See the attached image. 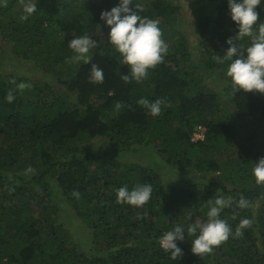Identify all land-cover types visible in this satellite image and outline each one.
Listing matches in <instances>:
<instances>
[{"label":"trees","instance_id":"trees-1","mask_svg":"<svg viewBox=\"0 0 264 264\" xmlns=\"http://www.w3.org/2000/svg\"><path fill=\"white\" fill-rule=\"evenodd\" d=\"M32 2L25 20L24 0H0V50L11 44L20 62H33L31 74L17 61L18 70L0 69V264H264V184L252 173L264 157V93H234L231 61L217 59L238 31L228 0H133L168 44L140 81L100 19L120 0ZM185 9L192 29L183 27ZM257 10L259 23L264 3ZM83 35L98 43L89 63L73 61L68 47ZM237 43L243 51L251 38ZM93 64L102 83L90 81ZM141 98L162 100L161 113ZM199 126L204 138L194 140ZM137 184L153 187L146 205L117 202V189ZM217 196L233 199L220 213L233 233L244 218L250 225L203 256L189 235L174 259L160 237L206 221ZM241 197L248 207H238ZM87 223L84 248L69 232Z\"/></svg>","mask_w":264,"mask_h":264},{"label":"clouds","instance_id":"clouds-1","mask_svg":"<svg viewBox=\"0 0 264 264\" xmlns=\"http://www.w3.org/2000/svg\"><path fill=\"white\" fill-rule=\"evenodd\" d=\"M264 0H228L229 13L232 21L238 29L234 37L229 38L230 45L223 57L217 56L220 62L231 61L228 65L227 76L231 78L233 92L258 91L264 93V20H259L260 13L258 6ZM133 0H120V3L110 10L101 12L100 19L105 21L110 27L108 41L114 46L122 57L120 63L130 67L131 77L140 81L147 77L149 69L161 63L168 52V44L162 38V29L159 21L140 15L141 5L135 3L134 8L130 7ZM37 3L32 0H24V16L35 13ZM245 37L251 38V43L242 51L237 43ZM97 41L89 35L74 36L69 41L68 47L76 55L73 61L90 62V50L97 46ZM127 80L129 74L124 75ZM104 80L103 69L93 64L91 67L90 81L102 83ZM6 99L8 102L14 100L10 92ZM151 115L157 116L161 113V105L164 103L160 99L149 101L141 98L138 101ZM121 105L118 103L117 107ZM32 169L29 168L28 171ZM252 173L257 184H264V157L259 162H255ZM153 187L151 184H137L129 189L127 185L117 189V202L127 203L136 207H143L151 199ZM231 197L217 196L214 201H209L206 221H196L187 225L177 224L160 237V245L166 252H171L174 259L182 255V249L178 246V241L183 242L189 235L191 239V251L194 254L203 256L205 253L213 251L215 246H219L227 241L230 236L242 235V230L250 225V220L244 218L237 226L235 233L227 220L220 217V213L232 205ZM240 208L248 207V201L241 197L237 201ZM187 233V236L185 235Z\"/></svg>","mask_w":264,"mask_h":264},{"label":"rangeland","instance_id":"rangeland-1","mask_svg":"<svg viewBox=\"0 0 264 264\" xmlns=\"http://www.w3.org/2000/svg\"><path fill=\"white\" fill-rule=\"evenodd\" d=\"M181 4H185L186 5V1H180ZM187 7V5H186ZM184 17L186 18V24L183 25L184 28H189L192 29V22L193 19L190 16V12L188 9H185L183 12ZM3 42L2 37L0 36V43ZM7 44V43H6ZM5 44V49L0 50V69H3L4 66L7 67V69H13V70H18L19 68L14 64L13 61H17L19 62V65L21 66L22 69V73H26V74H31L33 72V62L32 61H28L26 62H20L22 60V57H19L15 51L13 50V46L11 44H7L6 46ZM76 55V53H75ZM24 60V59H23ZM3 64V65H2ZM2 65V66H1ZM16 67V68H15ZM2 71V70H0ZM12 71V70H11ZM261 93V92H260ZM146 156L149 160H151L153 157L150 155H144ZM141 159L140 161L145 163V161L142 158H137V160ZM69 212H71V209H68ZM64 219V218H62ZM83 223V222H80ZM70 226V225H69ZM67 226V228L69 227ZM89 230H92L91 226L87 223L86 226H80L76 229V231L74 232H69V237L71 238V240L73 242H79L83 245L84 248H86L88 246V241L90 240L89 237Z\"/></svg>","mask_w":264,"mask_h":264},{"label":"built area","instance_id":"built-area-1","mask_svg":"<svg viewBox=\"0 0 264 264\" xmlns=\"http://www.w3.org/2000/svg\"><path fill=\"white\" fill-rule=\"evenodd\" d=\"M205 135V128L203 126H199L198 129L194 132L192 139L198 140L203 139Z\"/></svg>","mask_w":264,"mask_h":264}]
</instances>
